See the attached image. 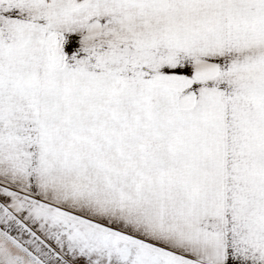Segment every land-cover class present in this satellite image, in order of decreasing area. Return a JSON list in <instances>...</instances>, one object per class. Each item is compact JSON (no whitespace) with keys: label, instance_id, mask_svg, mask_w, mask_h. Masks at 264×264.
I'll return each instance as SVG.
<instances>
[{"label":"snow or ice","instance_id":"1","mask_svg":"<svg viewBox=\"0 0 264 264\" xmlns=\"http://www.w3.org/2000/svg\"><path fill=\"white\" fill-rule=\"evenodd\" d=\"M0 264H264V0H0Z\"/></svg>","mask_w":264,"mask_h":264}]
</instances>
